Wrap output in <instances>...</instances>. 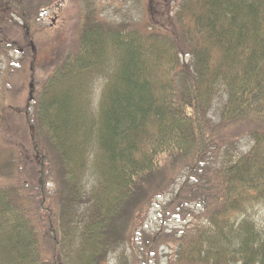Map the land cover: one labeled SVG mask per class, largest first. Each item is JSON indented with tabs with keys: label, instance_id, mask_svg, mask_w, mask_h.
Segmentation results:
<instances>
[{
	"label": "trees",
	"instance_id": "obj_1",
	"mask_svg": "<svg viewBox=\"0 0 264 264\" xmlns=\"http://www.w3.org/2000/svg\"><path fill=\"white\" fill-rule=\"evenodd\" d=\"M172 2L171 29L88 15L77 45L58 59L33 100L37 135L56 164L57 212L43 232L0 184V264H140L132 224L172 173L165 164H199L222 140L238 149L240 134L251 140L247 151L204 168L194 192L188 179L173 198L180 208L194 201L201 214L178 233L156 234L152 245L176 247L154 264H264L253 215L264 209V0L165 6ZM219 92L226 101L214 121Z\"/></svg>",
	"mask_w": 264,
	"mask_h": 264
},
{
	"label": "rangeland",
	"instance_id": "obj_2",
	"mask_svg": "<svg viewBox=\"0 0 264 264\" xmlns=\"http://www.w3.org/2000/svg\"><path fill=\"white\" fill-rule=\"evenodd\" d=\"M49 1L0 0V42H3L0 43V184L10 188L13 199L25 204L26 209L37 217L43 232L49 226V218L57 212L59 199L56 195V183H59L55 176L56 164L49 146L39 137L33 101L42 90L45 79L52 73L58 59L77 45L80 28L88 15L93 18L90 20L101 21L108 26L129 24L140 27L147 23L171 29L173 25L165 15L172 16L176 7L173 2L166 7L168 0H153V4L150 0ZM182 60L186 61L185 58ZM102 84L99 81L95 85L93 108L98 107ZM225 101L226 96L219 92L211 112L214 121H219V110ZM223 134L222 130L219 137ZM236 138L235 146L239 150L230 149L222 140L220 144L223 146H219V151L215 146L211 155L208 154L199 164L189 166L180 162L174 167L166 165L168 162L165 164L164 173H172L157 181L163 189L150 200V204L138 211L132 224L135 230L132 246L140 264L164 263L172 257L175 244L152 245L156 234L178 233V230L195 223L196 216L201 214L200 205L194 201L180 208L179 203L173 204V198L179 194L186 180L189 179L188 188L196 186L204 168L217 165L223 158L234 159L240 151L251 147L247 136L240 134ZM226 150H230V156L226 155ZM253 215L264 229V209L253 208ZM49 236L52 237L51 234ZM146 250L151 253L145 254ZM112 262L115 263L114 258Z\"/></svg>",
	"mask_w": 264,
	"mask_h": 264
},
{
	"label": "flooded vegetation",
	"instance_id": "obj_3",
	"mask_svg": "<svg viewBox=\"0 0 264 264\" xmlns=\"http://www.w3.org/2000/svg\"><path fill=\"white\" fill-rule=\"evenodd\" d=\"M49 2H52V0H50Z\"/></svg>",
	"mask_w": 264,
	"mask_h": 264
}]
</instances>
